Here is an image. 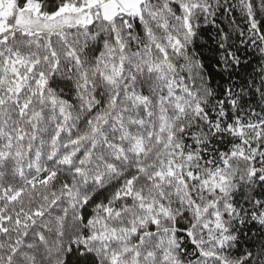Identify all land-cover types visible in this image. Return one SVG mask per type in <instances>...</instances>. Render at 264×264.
<instances>
[{
  "label": "snow or ice",
  "instance_id": "obj_1",
  "mask_svg": "<svg viewBox=\"0 0 264 264\" xmlns=\"http://www.w3.org/2000/svg\"><path fill=\"white\" fill-rule=\"evenodd\" d=\"M0 264H264V0H0Z\"/></svg>",
  "mask_w": 264,
  "mask_h": 264
}]
</instances>
